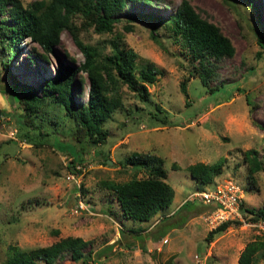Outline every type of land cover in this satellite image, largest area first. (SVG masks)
<instances>
[{"label":"rangeland","instance_id":"1","mask_svg":"<svg viewBox=\"0 0 264 264\" xmlns=\"http://www.w3.org/2000/svg\"><path fill=\"white\" fill-rule=\"evenodd\" d=\"M32 1L37 0H20L22 5ZM180 1L127 0L112 32L81 30L80 39L97 46L102 55L116 47L132 48L134 80L140 79L138 70L147 62L159 70L147 85L146 99L118 84L120 105L101 123L105 137L94 145L87 138L74 140L76 123L55 102L27 115L28 126L21 129L14 119L23 114L13 79L33 86L39 95L38 86L53 75L58 62L81 63L70 35L62 30L45 60L37 44L21 40L10 74L2 64L12 51L0 42V109L6 112L0 116V263L8 245L29 250L79 236L88 241L83 259L73 261L64 252L53 264H237L249 242L261 243L253 264H264V238L254 228L231 222L217 230L205 219L209 206L192 197L212 183L232 181L244 206L264 209V0H186L234 49L232 55L206 64L212 70L206 86L197 77L198 60L175 43L165 27L164 20ZM128 13L135 17L130 19ZM125 24L131 25L129 32L123 30ZM79 76L72 85L76 106L85 104L87 92L86 76ZM182 80L188 105L178 88ZM163 114V125L152 119ZM26 130L27 138L22 135ZM37 140L40 144L35 145ZM136 152L161 157L173 189L169 206L146 222L123 219L113 193L99 184L144 177L127 162ZM218 158L221 166L208 185L182 169ZM173 164L178 169H171ZM68 173L75 179H66ZM184 203L189 204L186 209L180 206ZM174 224L181 226L170 228Z\"/></svg>","mask_w":264,"mask_h":264},{"label":"trees","instance_id":"2","mask_svg":"<svg viewBox=\"0 0 264 264\" xmlns=\"http://www.w3.org/2000/svg\"><path fill=\"white\" fill-rule=\"evenodd\" d=\"M149 4V0H129ZM127 0H37L22 5L20 0H0V42L2 46L10 48L12 55L2 66L10 74V62L20 50L18 43L23 39L35 43L42 50L39 57L52 52L58 43L59 33L64 30L69 35L82 56L78 66L64 65L58 62L53 75L44 78L38 86L40 94L33 86L13 79L12 89L18 92L17 102L23 115H15L14 119L19 129L28 126L26 116L36 114L40 107L48 102L61 105L66 114L76 123L73 138L83 141L87 138L90 145L96 144L105 137L101 123L109 118L111 112L120 105L117 96V86L122 83L128 90L140 99L148 95L147 85L156 79L159 70L152 62H147L138 70L139 80H134L133 67L135 52L132 48H113L109 54H100L98 47L85 43L80 39L81 30L90 28L96 34L112 32L114 24L119 20L118 14L124 9ZM130 19L134 13H128ZM76 19L79 21L76 22ZM165 27L172 35L175 43L184 48L191 58L198 60L197 77L206 86L212 70L207 63L212 59L228 57L233 53V46L214 24L202 19L186 0H181L173 13L164 20ZM129 32L130 24L122 26ZM152 38L155 40V26H151ZM83 73L87 79L86 101L82 106H76L72 85L80 79ZM180 93L186 101L185 81L178 83ZM4 94H6L4 92ZM188 105V104H187ZM155 110L160 113L158 105ZM6 115L0 109V116ZM160 124H165L166 116L152 115ZM23 137H28L26 130ZM40 144L37 140L35 145ZM249 151V150H248ZM247 151V152H248ZM73 156H77L73 153ZM127 162L137 167L144 177H131L122 182L101 180V188L113 193L119 207L120 215L125 220L147 221L157 211L168 207L173 198V189L166 181L163 160L154 153L136 152L128 156ZM222 159L213 163L194 162L184 166L190 177L203 184H210L213 175L221 166ZM171 169H178L171 165ZM199 201V200H197ZM202 203V202H201ZM203 204V203H202ZM205 205V204H204ZM186 209L189 204L180 205ZM179 206V208H180ZM242 209L248 214V219L256 220L264 217V209ZM228 220L215 226L217 230H224L230 223ZM181 224H174L170 228H179ZM56 233V231H54ZM264 238V236H262ZM88 245L87 240L79 236H66L49 245L35 247L29 250L19 249L16 245H8L4 260L0 264H53L64 252L69 253L71 260H82V249ZM259 242H249L240 251L237 264H253L254 253L260 247Z\"/></svg>","mask_w":264,"mask_h":264},{"label":"built area","instance_id":"3","mask_svg":"<svg viewBox=\"0 0 264 264\" xmlns=\"http://www.w3.org/2000/svg\"><path fill=\"white\" fill-rule=\"evenodd\" d=\"M66 179L74 180L75 175L68 173ZM192 197L209 206L210 211L205 214V219L214 222L215 226L228 220H236L239 224L250 226L257 234L264 236V217L256 220L248 219V214L242 209L240 189L232 181L212 183L209 188L193 192ZM77 206L81 208L80 201Z\"/></svg>","mask_w":264,"mask_h":264},{"label":"water","instance_id":"4","mask_svg":"<svg viewBox=\"0 0 264 264\" xmlns=\"http://www.w3.org/2000/svg\"><path fill=\"white\" fill-rule=\"evenodd\" d=\"M106 162H109L108 160H106Z\"/></svg>","mask_w":264,"mask_h":264},{"label":"crops","instance_id":"5","mask_svg":"<svg viewBox=\"0 0 264 264\" xmlns=\"http://www.w3.org/2000/svg\"><path fill=\"white\" fill-rule=\"evenodd\" d=\"M146 222V221H145Z\"/></svg>","mask_w":264,"mask_h":264}]
</instances>
